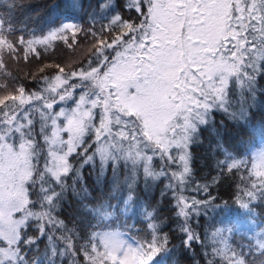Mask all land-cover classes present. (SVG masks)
Instances as JSON below:
<instances>
[{
  "label": "snow or ice",
  "instance_id": "6c2138e0",
  "mask_svg": "<svg viewBox=\"0 0 264 264\" xmlns=\"http://www.w3.org/2000/svg\"><path fill=\"white\" fill-rule=\"evenodd\" d=\"M97 7L111 13L108 31L115 34L110 42L96 40L94 64L89 61L86 69L63 77H45L43 93L26 94L21 85L14 93L0 96V264H63L61 257L66 254H82L87 264H165L154 259L170 252L168 235L160 226L149 224L152 231L142 241L115 226L113 217L121 205L125 212L136 208L134 186L139 175L146 182L168 177L166 187L173 189L178 214L187 220L193 205L215 199L209 195L189 203L179 194L192 174L190 148L199 139L201 126L214 123V111H223L233 126L248 129L257 110L264 112V88L259 86L264 78V0H125L123 9L134 11L135 20L125 19L113 0H101ZM63 9L61 15L71 20L83 11V0H66ZM77 31L98 36L75 22H62L26 43L30 48L48 46L56 39L67 42L66 33L75 37ZM18 43L25 44L22 36ZM5 48L14 52L16 44L5 35V21L0 19V53ZM56 67L65 73L63 67ZM74 77L81 82L70 83ZM230 90L233 94L239 90L240 97L232 111L226 106ZM33 113L39 115L38 132ZM257 132L264 137V121L252 129V136ZM154 157L159 158V169L153 165ZM165 161L178 167L166 170ZM85 166L96 170L98 184L109 182L110 169L114 194L120 190L118 173L124 169L127 192L115 206L108 201L85 205L96 223L89 225L94 230L87 234L86 245L77 249L73 240L77 233L53 212L69 190L79 195L76 186ZM217 167L220 174L250 169L254 179L236 194L235 202L238 213L255 225L252 202L258 198L264 202V143L247 157L224 150ZM66 177L72 178L71 185ZM217 182L214 177L213 183ZM37 186L39 200L34 201ZM82 190L87 194L86 188ZM38 204L41 211L35 210ZM228 207L225 202L220 211ZM33 221L37 236L28 234ZM45 224L71 234L54 238L51 229L45 233ZM240 228L239 221L215 228L209 237L212 250L207 253L212 258L206 264H249L243 249L238 252L229 243ZM181 231L183 243L191 250L198 237L187 225ZM38 239L50 241L43 258L30 255ZM254 245L264 255V223ZM70 264H76L75 259Z\"/></svg>",
  "mask_w": 264,
  "mask_h": 264
},
{
  "label": "trees",
  "instance_id": "16d2710c",
  "mask_svg": "<svg viewBox=\"0 0 264 264\" xmlns=\"http://www.w3.org/2000/svg\"><path fill=\"white\" fill-rule=\"evenodd\" d=\"M65 2L66 0H0V19L5 21V35L15 41H18L16 39L22 36L26 43L29 39L46 35L50 29L59 27L62 22H75L80 28L91 29V31L98 34V36L87 35L86 40L93 37L111 40L115 34L108 31V17L111 13H105L97 7L101 0H83V11L73 15L71 20L67 18V15H61L64 11L63 5ZM113 2L120 5L119 10L125 19L131 17L135 20L137 18L134 11L130 12L123 9L125 0H113ZM56 5H60V7L57 8ZM9 24L12 26L11 33L8 32ZM66 35L72 36L71 32L66 33ZM84 35L85 32L77 31L75 37L72 36L73 40L68 41V43L72 45L79 43L82 46L84 45ZM33 48L35 51H32ZM94 50L95 47L92 48L91 52ZM71 51L75 50L69 47L65 41L56 39L50 42L48 46L33 44L29 48L28 56H36L37 59L43 58L50 63H54ZM81 52L72 53V56L78 57ZM36 53H39V55ZM90 54L87 55L85 61H81L82 65L89 61L95 63L94 58L89 57ZM29 82L36 83L37 90L45 88L44 84H38L45 83L41 77L31 78ZM259 86L264 88V78L259 80ZM239 99V90L236 94H233L231 90L229 91L228 105L226 106H229L230 111L235 110V105L239 102ZM261 99H264V97ZM213 116L214 123L210 122L207 126H201L199 139L190 148L192 174L187 182L180 187L179 194L184 196L189 203L193 199L205 200L209 195L215 197V199L207 204L193 205L192 209L189 210L190 216L186 220L178 214L173 189L166 187L169 183L168 177H160L155 181L149 178L146 182L143 174H140L134 186L138 202L136 208L134 211L125 212L121 205L120 213L118 216L113 217L115 226H124L128 229L129 235L146 239L152 231L149 224L155 223L160 226L163 233H167L169 238L167 247L170 252L159 253L154 259L163 260L165 264H206V261L212 258L207 255L212 250L209 246L211 244L209 239L211 233L217 227L239 221L241 228L237 234L229 238V243L237 244L238 236L240 239L246 237L249 246H252L251 255H248L249 251L245 253L249 264H264V255H261L260 250L255 248L254 245L256 234L260 231V224L264 223V202L259 198L252 202L256 220L255 225H251L245 216L238 213V203L235 202L236 194L240 193L242 189L250 187L254 177L250 176V169L241 168L239 171L233 170L231 173L225 171L220 174L217 167L218 162L224 159V150L237 156L243 154L247 157L250 155L252 148H258L264 143V137H261L258 132L255 137L251 134L252 129L258 128L264 121V112L257 110L254 119L251 121V128L248 129L233 126L223 111H214ZM73 163L78 164L75 160ZM169 169L174 170L175 167L171 165ZM126 174L124 169H121L118 173L121 187L114 194L110 190L112 187L110 169L108 171L109 182H100L99 184L96 181L97 172L93 167L85 166L81 169V183L76 186L79 195H74L69 190L65 200L53 212V215L62 220L68 229H72L77 233L73 237L75 248L79 249L82 245H86L87 234L94 230L89 225L96 223L93 216L87 214L85 205L93 207L104 201H108L114 206L117 205L119 197L122 194L126 195L127 192V189L123 186V179ZM214 177L217 179V183H213ZM65 179L71 185L72 178L66 177ZM173 184H175V181H173ZM203 185L209 186L207 191H204L203 188L197 190L198 186ZM84 188H86L87 194L82 190ZM57 191H59V188H57ZM38 194L39 186L33 190L32 199L34 201L39 200ZM114 195L116 198H112ZM257 196L259 197V193H257ZM225 202L229 207L222 213L220 208L223 207ZM35 210L41 211L39 204ZM146 211L152 213V216H146ZM31 223L33 226L28 230V234L37 236V222L33 221ZM108 223H112V221ZM187 224L191 226L190 228L198 237L191 243V250L183 243L185 234L181 231V227ZM49 229H51V235L54 238L71 234L64 233L62 228L57 229L53 228L52 225L45 224L46 234H48ZM201 241H203V244ZM49 243L50 241L47 239H38L36 248L30 255L43 258ZM61 251H63L62 248ZM61 259L63 264H70L73 259H75L76 264H87L82 254L75 257L66 254Z\"/></svg>",
  "mask_w": 264,
  "mask_h": 264
},
{
  "label": "rangeland",
  "instance_id": "374dc122",
  "mask_svg": "<svg viewBox=\"0 0 264 264\" xmlns=\"http://www.w3.org/2000/svg\"><path fill=\"white\" fill-rule=\"evenodd\" d=\"M67 44L71 45V47L75 51L67 52L61 59L58 60V62L50 63L46 61L45 59H37L36 56H28L29 53V47L27 43L25 44H19L18 41H15L14 39H10L13 41V43L16 44V49L14 52H9L7 48L3 50L2 53H0V59L3 60V67H0V96L7 95L9 93H14L15 89L19 88L21 85L25 87L26 94L31 92H42L43 90H37L36 83H30L29 79H37L41 77L43 82H45L44 78L47 77L51 79L57 74H60L62 77L70 72V71H76L81 67H84L85 69L88 67V62L81 64V61H85L88 54H90V58H93V52H91L92 48L94 47L96 40L98 38H88V42H86V38L88 36L84 35V45L80 46L79 43H76L74 45L69 44L68 41H72L73 37L71 35L67 36ZM10 38V37H9ZM104 40H108L110 42V39L108 38H102ZM127 39V37H125ZM16 40H19L17 38ZM27 49V59H25V50ZM83 49V50H82ZM78 51H82L81 54L76 57L72 56V53H76ZM111 51V50H110ZM56 65H59L60 67H63L65 69V73H59L58 68ZM78 66V67H77ZM43 69V71H41ZM70 83H80L79 77L71 78ZM38 84H44L46 87V83H38ZM44 95H47V93H44ZM34 103H39L37 101H34ZM70 103V102H69ZM33 118L36 124V130L38 132L39 130V115L38 113H33ZM39 140V137H38ZM42 143V141H41ZM166 170L169 169V165L167 161L164 162ZM153 165L157 169L160 167V162L158 157H154ZM175 169L178 167V165H173ZM174 169V170H175ZM184 217V216H183ZM185 218V217H184ZM189 218V217H188ZM187 218V219H188ZM121 223H124L120 221ZM187 226L190 228L191 226L187 224ZM122 232L126 234V236H129V231L126 227L120 226L118 227ZM191 229V228H190ZM193 232V230L191 229ZM194 233V232H193ZM131 236V235H130ZM135 237L137 240H144L143 238ZM236 241V238H235ZM232 246L237 249V251H241V248L244 251V254L249 251V241L246 240V237L244 239H240L238 236L237 244L232 243Z\"/></svg>",
  "mask_w": 264,
  "mask_h": 264
}]
</instances>
